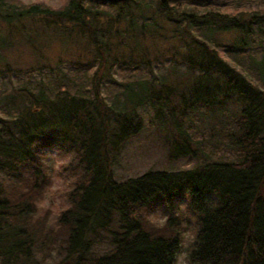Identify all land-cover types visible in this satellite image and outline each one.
Returning <instances> with one entry per match:
<instances>
[{"label": "trees", "instance_id": "16d2710c", "mask_svg": "<svg viewBox=\"0 0 264 264\" xmlns=\"http://www.w3.org/2000/svg\"><path fill=\"white\" fill-rule=\"evenodd\" d=\"M153 2L70 0L58 12L0 0V74L28 76L0 78V264L53 251L58 264H172L180 204L198 230L192 263L264 264V8ZM144 127L196 162L114 177V158ZM52 145L75 152L78 176L71 207L45 228L32 213ZM145 206L168 214L163 231Z\"/></svg>", "mask_w": 264, "mask_h": 264}, {"label": "rangeland", "instance_id": "374dc122", "mask_svg": "<svg viewBox=\"0 0 264 264\" xmlns=\"http://www.w3.org/2000/svg\"><path fill=\"white\" fill-rule=\"evenodd\" d=\"M21 2H25V0H20ZM35 1H41V3H44V0H35ZM151 4H153V0H148ZM217 3L220 5V8L225 11H234L240 8H247L250 6H261L264 8V1H258V0H216ZM56 41H52V47L57 46ZM28 49L25 45L19 43L17 48L14 49V52H22L23 54L28 53ZM52 51L53 48H52ZM219 53L221 54V51L219 50ZM15 53H12L11 55H14ZM8 55V53L6 54ZM9 57H14V56H9ZM166 64L165 61H163L162 65ZM35 69V68H33ZM45 70V68H44ZM69 70V69H68ZM90 70V69H89ZM120 69H115L113 71V76L116 79L120 78ZM159 70L160 72L162 71L163 73L168 72L169 70L172 69H164V67H161V69H155ZM174 70V69H173ZM181 70V69H177ZM59 71V69H53L52 71H45L46 76L50 79L54 76L55 72ZM3 73V72H2ZM3 73L0 74V78L4 80V84L7 85L10 82H19L22 80H27L28 76L26 71L24 70L23 72H15L13 71L12 73ZM35 75V74H32ZM102 94L104 96L109 94V91H105L102 88ZM44 154L42 155V161L44 165L45 172L47 173V181L44 185V187L40 190V192H36V198L35 201L40 197L41 193L45 190L46 186L50 182V176L51 172L48 167L45 165V161L50 159V154H55V155H73V163L70 167L66 168L63 172L64 178L66 181L71 182V185L73 181L76 179L78 176V164L76 163V158H75V152L73 151H67L64 149H61L57 147L56 145H52L49 147H45L44 149ZM210 152V151H209ZM188 156V157H187ZM196 160L194 157H191L189 155L179 156V157H174L172 155H169L166 150V145L164 144L163 140L158 136L157 132H155L153 129L149 127H144L140 132L136 133L135 135H132L128 140H126L124 146L122 147L120 154L117 155L114 158V162L112 163V169H113V175L114 177L118 179L126 178L127 176L130 175H135L140 173L141 171L145 170L148 167H173V168H178V167H184L191 165L195 163ZM68 200V198H67ZM182 212V220L183 223L192 225L196 227V224L194 222V216L193 213H191L189 210L183 209V207L180 208ZM162 212H164V209H158ZM32 218L34 220H38L42 223L43 227H48L49 221L44 219V218H36L35 217V209L32 213ZM57 223L54 225L53 228H55ZM105 248V243H100L95 246V250L97 252L102 251ZM52 253V252H51ZM44 255L42 260L40 261V264H43L44 260L47 259L50 255ZM41 253H38L40 255ZM191 264H194L191 262Z\"/></svg>", "mask_w": 264, "mask_h": 264}, {"label": "clouds", "instance_id": "9594fccd", "mask_svg": "<svg viewBox=\"0 0 264 264\" xmlns=\"http://www.w3.org/2000/svg\"><path fill=\"white\" fill-rule=\"evenodd\" d=\"M35 0H25V3H33ZM44 3L53 11L65 10L70 0H44ZM73 163V155H55L50 154V159L45 161L46 167L50 169V182L40 197L34 202L35 217L44 218L49 221L48 227L53 228L59 221L64 211L71 207L67 200V194L72 190L71 182L66 181L63 172ZM186 167H191L190 165ZM183 207V204L179 205ZM144 220L155 231H163L167 225L169 216L160 210L143 209ZM197 229L189 224L182 223L177 229L175 238L177 239V250L173 253L172 264H191L192 252L198 247ZM39 261L40 255L36 256ZM59 257L53 251L51 255L44 260L43 264H58Z\"/></svg>", "mask_w": 264, "mask_h": 264}, {"label": "bare ground", "instance_id": "6f19581e", "mask_svg": "<svg viewBox=\"0 0 264 264\" xmlns=\"http://www.w3.org/2000/svg\"><path fill=\"white\" fill-rule=\"evenodd\" d=\"M2 113H3V112H2ZM2 113H1V116H2ZM5 114H6V113H5ZM6 115H7V114H6ZM0 119H1V118H0ZM149 124H151V123H149ZM166 124L168 125V123H166ZM166 124H165V125H166ZM147 125H148V124H147ZM169 127H171V126H169ZM171 129H172V127H171ZM141 130H142V129H141ZM168 130H169V129H168ZM165 131H166V128H165ZM170 131H171V130H170ZM139 132H140V131H139ZM175 153H176V152H175ZM182 153H183V152H182ZM182 153H181V154H182ZM176 155H177V154H176ZM190 155H191V154H190ZM184 156H185V155H184ZM184 156H183V157H184ZM187 157H188V156H187ZM196 157H197V156H196ZM184 168H185V167H184ZM177 169H178V168H177ZM112 170H113V169H112ZM149 170H150V169H149ZM145 172H146V171H145ZM158 209H159V208H158Z\"/></svg>", "mask_w": 264, "mask_h": 264}, {"label": "water", "instance_id": "95a60500", "mask_svg": "<svg viewBox=\"0 0 264 264\" xmlns=\"http://www.w3.org/2000/svg\"><path fill=\"white\" fill-rule=\"evenodd\" d=\"M102 1H118V0H102Z\"/></svg>", "mask_w": 264, "mask_h": 264}]
</instances>
